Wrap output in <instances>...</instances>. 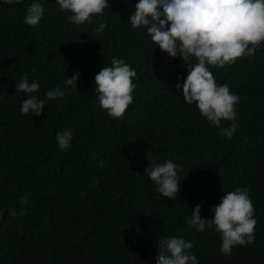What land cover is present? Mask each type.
I'll return each instance as SVG.
<instances>
[{
	"label": "trees",
	"instance_id": "1",
	"mask_svg": "<svg viewBox=\"0 0 264 264\" xmlns=\"http://www.w3.org/2000/svg\"><path fill=\"white\" fill-rule=\"evenodd\" d=\"M31 2L0 0V264H156L164 236L192 241L198 264H264V41L254 56L208 65L240 97L236 120L221 121L236 124L227 138L176 89L188 74L183 58L131 26L138 0H108L103 15L80 25L42 0L44 16L28 26ZM101 20L107 27L97 34ZM113 56L137 72L122 118L109 117L95 91ZM77 71V90L46 100L40 116L20 113L27 97L16 86L25 74L44 98ZM66 128L74 138L62 151L55 137ZM168 159L181 168L175 199L158 198L144 172ZM237 188L248 189L255 239L225 256L215 227L197 231L186 217L199 204L211 219L223 192Z\"/></svg>",
	"mask_w": 264,
	"mask_h": 264
},
{
	"label": "clouds",
	"instance_id": "2",
	"mask_svg": "<svg viewBox=\"0 0 264 264\" xmlns=\"http://www.w3.org/2000/svg\"><path fill=\"white\" fill-rule=\"evenodd\" d=\"M12 4L19 0H3ZM62 11L70 12L67 19L80 25L91 24L97 15L109 7L108 0H55ZM45 14L42 0H32L27 6L23 23L36 26ZM128 21L136 29H146L154 45L166 52L170 58H183L187 76L183 83L176 84L182 90L183 101L194 105L202 117L220 129V135L231 138L236 124L221 126L222 120L235 121V106L240 97L230 91L228 84H219L214 79L208 65L224 66L235 63L241 56L251 57L264 41V0H138L134 13ZM107 24L101 20L94 28L103 33ZM251 45V46H250ZM155 47V48H156ZM193 59H189V58ZM80 73L66 77L64 88L57 86L39 95L40 83L22 77L16 90L25 98L20 106L21 114L40 116L44 112L46 100L65 97L67 91L77 90ZM136 69L124 59L113 56L111 66H103L94 77L95 91L100 107L112 118H122L125 110L133 103V92L137 85ZM73 130L66 128L56 134L60 150L72 146ZM103 161L100 166L103 167ZM181 168L173 160L149 163L144 172L156 185L158 198L175 199L181 191L179 172ZM27 201V195L21 198ZM210 211L211 219L202 218L201 206L192 208L186 223L197 231L215 227L221 234L220 251L231 256L235 246H244L255 239L254 227L257 220L247 188L223 192L218 204ZM11 215L15 216L13 211ZM156 264H198L196 255L190 251L193 243L182 236H164L157 244Z\"/></svg>",
	"mask_w": 264,
	"mask_h": 264
}]
</instances>
